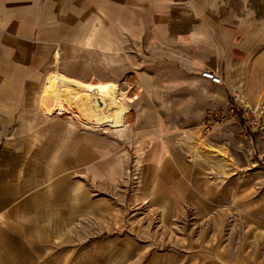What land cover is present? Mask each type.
Segmentation results:
<instances>
[{
  "label": "rangeland",
  "instance_id": "obj_1",
  "mask_svg": "<svg viewBox=\"0 0 264 264\" xmlns=\"http://www.w3.org/2000/svg\"><path fill=\"white\" fill-rule=\"evenodd\" d=\"M72 4L62 3L60 33L11 35L13 57L26 51L30 56L38 47L45 56L39 57L42 75L34 94L17 95L12 124L0 114V156L23 155L26 140L48 134L94 142L111 160L96 179L95 199L127 243L144 249V256L129 264H264L262 28L241 35L247 39L245 49L237 50L227 72H221V85L209 91L179 90L149 106L132 87L124 91V84L113 81L125 68L122 77L134 73L137 67L122 63L130 64L141 51L93 48L88 40L93 22ZM4 36L0 57L9 54ZM52 72L81 82L117 84L126 110L121 123L95 130L64 112L43 113L41 95L46 74ZM14 140L20 145L4 147Z\"/></svg>",
  "mask_w": 264,
  "mask_h": 264
},
{
  "label": "crops",
  "instance_id": "obj_2",
  "mask_svg": "<svg viewBox=\"0 0 264 264\" xmlns=\"http://www.w3.org/2000/svg\"><path fill=\"white\" fill-rule=\"evenodd\" d=\"M65 1L93 22V48L141 51L130 64L122 63L137 67L134 73L122 77L125 68L113 81L124 84V91L132 87L149 106L179 90L218 86L200 73L210 69L222 78L237 50L245 49L241 35L254 33L257 25L264 32V0H0V35L9 42V54L0 57V114L6 124L18 112L19 97L37 89L39 57L45 56L38 47L30 56L26 51L13 57L11 35L60 33ZM24 145L23 155L0 156V264H129L144 256L141 245L127 243L112 227L109 212L95 199L96 179L111 161L107 154L88 138L58 134Z\"/></svg>",
  "mask_w": 264,
  "mask_h": 264
},
{
  "label": "bare ground",
  "instance_id": "obj_3",
  "mask_svg": "<svg viewBox=\"0 0 264 264\" xmlns=\"http://www.w3.org/2000/svg\"><path fill=\"white\" fill-rule=\"evenodd\" d=\"M59 55L55 54L54 61ZM41 95L46 115L67 113L72 121L92 129L118 126L125 117L123 93L112 82H81L59 72L46 74Z\"/></svg>",
  "mask_w": 264,
  "mask_h": 264
},
{
  "label": "built area",
  "instance_id": "obj_4",
  "mask_svg": "<svg viewBox=\"0 0 264 264\" xmlns=\"http://www.w3.org/2000/svg\"><path fill=\"white\" fill-rule=\"evenodd\" d=\"M200 77L203 79H206L207 81H209L211 84H214V85L222 84L221 77L216 72L210 69H205L204 71H202L200 73Z\"/></svg>",
  "mask_w": 264,
  "mask_h": 264
}]
</instances>
